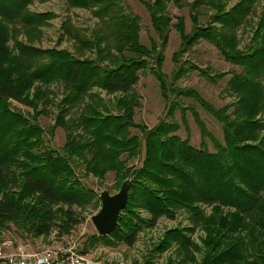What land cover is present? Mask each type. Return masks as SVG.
<instances>
[{"label": "trees", "instance_id": "16d2710c", "mask_svg": "<svg viewBox=\"0 0 264 264\" xmlns=\"http://www.w3.org/2000/svg\"><path fill=\"white\" fill-rule=\"evenodd\" d=\"M48 1L53 0H0V238L10 225L34 237H49L56 231L63 238L83 222L81 211L91 205L98 210L99 194L84 185L73 166L80 164L85 176L99 183L114 173L118 190L125 181L133 182L115 230L106 237L93 236L92 242L133 247L139 235L162 218L175 219L178 212L186 211L190 227L168 231L154 246V256L176 249L169 264H264V6L258 13L260 0H240L231 7L234 0H194L189 4L190 33L185 18L177 17L173 24L168 11L170 5L181 8L185 0H137L147 7L158 37L150 48L142 43L140 18L123 6L129 0H63L69 9L90 11L97 19L96 27L87 32L77 29L70 18L64 22L60 44L73 41L75 55L40 46L44 29L57 16L33 12L31 6ZM205 8L212 14L204 26ZM253 15L257 17L253 35L242 46L239 32ZM173 28L182 41L175 63L179 55L206 41L227 63L241 68L239 73L213 75L189 65L174 70V78L196 70L217 83L231 75L226 90L231 103L215 108L197 91L170 84L163 72V52ZM147 70L159 82L165 99L169 93L191 97L221 124L219 141L190 109L214 152L204 143L200 149L194 147L190 137L182 139L177 135L181 126L174 121H162L151 130L134 122L135 110L141 107L134 89L139 73ZM55 85L62 86L59 115L45 130L38 119L45 113L43 108L53 104ZM13 103L30 111L24 113ZM174 109L183 114L179 105L172 104L170 116ZM182 120L190 136L183 115ZM59 128L65 131L66 144L54 149L45 136L54 137ZM143 154L141 168L128 166ZM197 228L207 235L202 248L191 237ZM195 253L202 255L200 261Z\"/></svg>", "mask_w": 264, "mask_h": 264}, {"label": "rangeland", "instance_id": "374dc122", "mask_svg": "<svg viewBox=\"0 0 264 264\" xmlns=\"http://www.w3.org/2000/svg\"><path fill=\"white\" fill-rule=\"evenodd\" d=\"M194 0H185L181 8L175 5H170L168 8L169 14L173 19V24L176 23L177 17H184L186 21L187 32L190 33L192 29V21L190 16L189 4H192ZM240 0H234L230 7ZM123 6L128 13L138 16L141 20V40L142 43L151 47L152 41H158V37L152 29L151 17L147 7L137 0L125 1ZM264 6V0H260L257 6V12L260 13ZM33 12L45 13L52 12L56 14V18L51 21L50 26L44 29V38L40 43V46L45 49L59 48L61 50H67L75 55L74 42L70 40H63L60 44V38L62 36V28L64 22L70 18L72 24L80 30L85 32L91 31L97 25V19H95L90 11L80 9H69L63 0H53L45 3L36 2L31 6ZM208 9L204 11V16L201 19L202 25H207L208 16L212 13H207ZM207 13V14H206ZM257 22L255 15L251 16L240 32V38L242 39V46H245L250 41L253 35V28ZM182 49V41L180 35L173 28L170 33L169 42L164 50L165 62L163 65V72L169 78L170 84L179 89L195 90L197 91L208 103L215 108H222L228 103L232 102V98L227 93L228 82L231 79V75L219 80L217 83L211 82L205 78L200 71H191L186 76L178 79L174 78L173 71L194 65L202 71L209 70L213 75L220 73H233L240 72L241 68L233 66L227 63L220 55L218 50L206 41H201L196 45L189 53L179 55L177 58L178 64L174 61V55L179 53ZM140 81L135 87L136 93L140 96L141 107L135 110L134 122L138 125H144L149 130L153 129L162 121H174L181 126L178 131L182 139L190 137L191 144L200 149L204 143L211 152H214V146L209 139L206 141L203 139L198 124L195 122L194 113L199 114L204 121L208 131L216 137L219 141L223 140V128L221 124L211 116L197 101L191 97H176L169 93L168 99H165L162 95V91L159 82L153 76L150 70L139 73ZM52 90L55 95L52 97L53 104L45 106L43 108L45 113L42 114L38 122L47 130L50 126L55 124V121L59 115L58 105L62 99V86L55 85ZM104 97L113 99L114 96H107L103 93ZM16 107L27 113L30 109L23 107L20 104H16ZM179 105L183 109H174V115L170 114L171 105ZM184 107V108H183ZM187 109V110H186ZM192 112H191V110ZM182 115L186 117L190 136L186 131L183 124ZM134 135H141V131L138 129H131ZM45 141L51 148L62 149L66 144V134L64 129L59 128L56 130L54 137L50 138L45 136ZM125 159V158H123ZM144 161V154L138 159L128 163L129 167L141 168ZM76 172L82 179L84 185L94 190L97 194L103 191H109L111 194H116L119 190L115 186V174L108 173L104 182L99 181L92 176H85V168L80 164L73 165ZM100 209V208H99ZM93 205L88 207L83 212V222L77 226L70 235L63 238H58L55 232L49 237H34L30 234L22 233L17 227L10 225L3 230L2 237L0 238V247L4 242H11L15 248L23 246L28 250H44L51 247H68L69 243H75V248L78 251H86L88 254H94V257L103 264H146L148 261H152L153 264H169L170 260H174L176 256V249L170 250L163 255L156 254L154 256V246L159 243L166 235V233L176 228H188L190 222L188 220V213L186 211H180L177 213L175 219L162 218L158 224L152 229H146L138 238L137 243L133 247L126 245H118L116 247H107L101 243L92 242L93 236L98 233L95 230L91 218L98 211ZM208 215L212 214V209H205ZM193 241L203 247V241L207 235L203 228H197L191 233ZM94 243V245H93ZM10 251V250H9ZM1 252V250H0ZM197 260L200 261L202 255L195 253ZM2 261V262H1ZM0 264H6L0 255Z\"/></svg>", "mask_w": 264, "mask_h": 264}, {"label": "built area", "instance_id": "2783aa9c", "mask_svg": "<svg viewBox=\"0 0 264 264\" xmlns=\"http://www.w3.org/2000/svg\"><path fill=\"white\" fill-rule=\"evenodd\" d=\"M55 234L57 235V232ZM68 245L28 250L23 246L15 248L11 242H4L0 247V255L6 264H103L94 257V254L78 251L75 243Z\"/></svg>", "mask_w": 264, "mask_h": 264}, {"label": "water", "instance_id": "95a60500", "mask_svg": "<svg viewBox=\"0 0 264 264\" xmlns=\"http://www.w3.org/2000/svg\"><path fill=\"white\" fill-rule=\"evenodd\" d=\"M132 183L131 180L125 181L116 194L107 190L99 194L101 207L91 218L98 236H109L117 227L119 218L128 206Z\"/></svg>", "mask_w": 264, "mask_h": 264}]
</instances>
